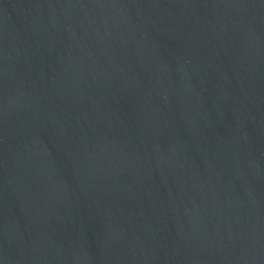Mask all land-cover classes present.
Instances as JSON below:
<instances>
[{
	"label": "water",
	"instance_id": "95a60500",
	"mask_svg": "<svg viewBox=\"0 0 264 264\" xmlns=\"http://www.w3.org/2000/svg\"><path fill=\"white\" fill-rule=\"evenodd\" d=\"M0 264H264V0H0Z\"/></svg>",
	"mask_w": 264,
	"mask_h": 264
}]
</instances>
